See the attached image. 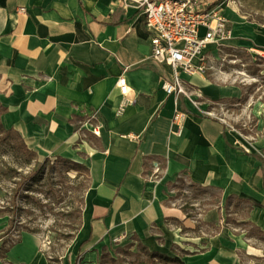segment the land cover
I'll return each instance as SVG.
<instances>
[{"label":"crops","instance_id":"0c3cea01","mask_svg":"<svg viewBox=\"0 0 264 264\" xmlns=\"http://www.w3.org/2000/svg\"><path fill=\"white\" fill-rule=\"evenodd\" d=\"M227 15L233 44L264 49V28ZM150 54L142 12L121 0H0L3 127L14 129L39 157L68 159L89 170L81 227L67 264H97L103 247L112 252L110 246L120 248L133 238L149 252L164 254L156 246V235L163 246L170 233L171 243L183 234L166 218L195 227L186 224L189 219L179 208L164 204L167 183L179 175L222 194L223 206L203 212L202 222L219 221L225 199L235 196L253 204L247 221L264 232V120L259 116L261 134L249 141L206 115L222 104L212 101L244 96L241 106L223 102L240 109L248 97L240 87L214 85L196 74L181 79L185 93L190 86L198 95H181L174 102L161 88L172 71L155 64ZM120 76L128 86L125 96L118 90ZM175 110L186 114L179 135L172 125ZM253 110L260 114L257 106ZM92 114L95 125L80 120ZM84 130L100 140L101 150L84 139ZM156 158L165 159L166 167L153 180L148 176L159 163ZM213 248L209 240L202 252H190L181 260L225 264L212 258ZM0 264L48 263L27 233Z\"/></svg>","mask_w":264,"mask_h":264},{"label":"rangeland","instance_id":"374dc122","mask_svg":"<svg viewBox=\"0 0 264 264\" xmlns=\"http://www.w3.org/2000/svg\"><path fill=\"white\" fill-rule=\"evenodd\" d=\"M217 2L222 4L227 29L231 30V19L227 15L229 13L244 22L264 28V0H217ZM228 42L212 46L203 53L200 62L202 72L195 76L205 77L214 85L237 86L243 89L248 100L242 108L232 109L226 103H222L206 113H209L208 116L211 118L225 123L226 127L233 129L239 137L254 141L261 134L259 116H261L260 120H264V49H253L254 46L244 42L233 44L231 39ZM191 95L197 96L198 93L196 88L192 89L189 86L186 96L190 99ZM197 100H203L208 104L200 96ZM255 103L261 110L260 114L253 110L256 107ZM89 120L95 125L94 114L89 117ZM11 147L13 143H0V209L9 205L14 182L19 180V176L11 178L10 174L2 173L4 172L1 168L3 162L12 165L22 176L30 174L32 168H38L37 164L44 165V168L40 173L42 179L39 183H32V189H23L18 199L20 210L15 230L11 235L0 238V248L8 249L18 241L20 242L27 234L23 232V229L27 228L35 232L30 235L41 254H47L58 260L53 264H67L72 258L71 245L77 235L75 233L81 223L84 209L88 187L86 174L76 167L56 161L54 157L46 159L37 156V164L32 161L28 165L22 158L15 159L16 155ZM47 174H49V185H45L44 178ZM215 193L210 190H195L183 179L181 189L173 188L167 196L172 199L170 206L180 208L189 202L187 213L191 217L186 224L196 226V221H202L203 212L207 208L204 204L210 202L211 195ZM220 205L223 206V202ZM222 213L221 220L212 222L220 228L219 233L212 239H210L212 230L201 226L200 233L183 232L180 238L173 242L174 247H171L173 243L168 240L172 233L170 235L167 233L168 237L166 236L163 246H160L158 242L161 236L156 235L157 248L162 253L173 256V249L179 254L182 250L196 252L203 249L205 244L211 240L214 247L211 256L214 260H222L225 264H264V236L257 234L249 223H241L247 221L245 210H236L231 217L235 222L228 224L225 212ZM9 217V214H0V237L7 228ZM169 224L173 227L180 225L177 222H169ZM124 242L121 247L131 243V240ZM117 248L118 246L114 244L110 246L112 251ZM130 250L137 253L135 247ZM124 259V264H137L145 257L144 255L126 256ZM198 261L203 264V260Z\"/></svg>","mask_w":264,"mask_h":264},{"label":"built area","instance_id":"2783aa9c","mask_svg":"<svg viewBox=\"0 0 264 264\" xmlns=\"http://www.w3.org/2000/svg\"><path fill=\"white\" fill-rule=\"evenodd\" d=\"M121 3L142 12L145 29L150 34L151 60L172 71L171 78L163 80L161 88L167 96H173L174 102L186 94L181 75L202 72L203 49L225 44L231 39L222 4L217 0H121ZM117 86L119 93L125 96L128 86L123 76L117 79ZM126 103L127 100L123 105ZM185 117L182 111L175 110L173 114L172 125L178 135ZM92 132L96 136L99 134L97 128ZM162 171L156 162L148 178L157 180Z\"/></svg>","mask_w":264,"mask_h":264},{"label":"trees","instance_id":"16d2710c","mask_svg":"<svg viewBox=\"0 0 264 264\" xmlns=\"http://www.w3.org/2000/svg\"><path fill=\"white\" fill-rule=\"evenodd\" d=\"M245 101L244 96L238 100H229V99H221L218 101H212V104H219V103H223L226 102L229 105H233V104H239V106H241ZM6 113V108H4L1 103H0V143H13V147H11L14 150V153L16 155V160L19 159H24L25 162L30 165L32 161H34L37 164L36 158H37V154L28 149L27 146L25 145V143L23 142L22 138L19 136V134L14 130V129H5L1 123V116L3 114ZM80 120L82 121H87L90 123L89 118L87 117H82L80 118ZM84 139L86 138L87 141L93 145L94 147H96L97 149L101 150V145H100V140L94 136L91 132L84 130L83 132ZM264 156V154H263ZM47 159V158H46ZM151 158L147 159L146 161L150 160ZM158 160V162L161 165L162 170H165L166 167V160L163 158H156ZM56 161L65 163V164H69L73 167L78 168L79 170H82L85 172L87 180H88V187L87 190L89 189V185H90V180H89V170L82 164L79 163H75L71 160L68 159H64V158H60L57 157ZM38 168H32L30 171V174H28L27 176H22L19 174V172H17V170L15 168H13L12 165H9L7 163H2L1 168H3L4 172H2L3 174H10L11 178L14 177H18L19 176V180H16L14 182V187L12 189V194L10 195V202L8 206L2 207L0 209V214H9L10 217L8 218V223H7V228L4 231L3 235L0 237H6L12 234V232L15 230V226L17 223V217H18V211L20 210L19 205H18V199L20 198L22 191L24 188L26 189H32V183H36L38 184L39 181L42 179V176L40 175L41 171L44 168V165H39L37 164ZM147 169V166H145V170ZM158 178H160V176H158ZM45 179V185H49V174L46 175ZM183 176L179 175L177 177V179L174 182H168L167 183V189L168 191H170L171 189H181V187L183 186ZM186 180V179H185ZM186 182L189 183V186L191 188H194L195 190H210V191H215V194L211 195V201L204 204L207 206L206 211L210 210L213 206L217 207L218 209L220 208V203L222 201V194L220 191H217L211 187H207V188H202L201 186H196L193 183H191L189 180H186ZM172 199L169 198L167 196L166 200L164 201V204L167 206H170V201ZM47 206V205H44ZM43 206V207H44ZM188 206H189V202H186L184 206L180 207L179 209L181 210V212L185 215V217L187 219H189L191 216L190 214L187 213L188 210ZM253 204L250 203L247 200H243L240 198H237L235 196H228L225 199L224 202V212L226 214V223H232L235 222L231 217L233 216V214H235L236 210H245V217L247 219V214L248 211L252 208ZM38 207H42V206H38ZM176 207V206H174ZM178 208V207H177ZM231 209H233V211L231 212ZM222 217H219V220H221ZM166 222H177L179 225V227L181 228V233L183 232H192V233H200L199 230L201 228V226H206L208 229L212 230L210 237H213L214 235L219 233V226H216L215 223H206V222H202V221H196V226L193 229H189V228H185L180 222L179 220H177L176 218H166L165 219ZM243 221V219H242ZM240 223V222H239ZM241 223H249L254 229L255 232L259 235H263L264 236V232L260 231L258 228H256L253 224H251L249 221H245V222H241ZM81 227V223L79 224L77 231L75 233V235L78 233L79 229ZM23 232L29 233V234H34L35 232L30 230V229H23ZM75 235L72 237V239H74ZM135 237V236H133ZM134 241L124 247H120L117 248L115 250H113L112 252H110V250H108V248L103 247L101 254L99 255L98 259H97V264H124L125 263V259L124 257L126 256H136L139 257L140 255H144L145 259L143 261L138 262L137 264H184L181 260L183 255H189V254H193V253H198V252H202L203 249L197 251V252H193L190 253L188 251H181V254L177 253L174 249L172 250L173 254L175 255L174 257H170L161 253H157V252H149L148 249L143 246L136 238H133ZM19 242V241H18ZM17 242V243H18ZM13 246V245H12ZM132 247H135L137 249V253H133L130 249ZM10 248V247H9ZM8 248V249H9ZM7 248H0V261H2L5 258V254L8 251ZM47 263L48 264H53V262H58L57 259L51 258L49 257L47 254L45 255Z\"/></svg>","mask_w":264,"mask_h":264}]
</instances>
